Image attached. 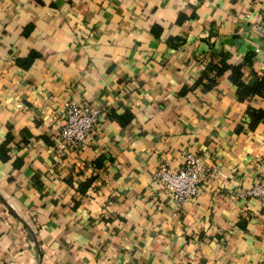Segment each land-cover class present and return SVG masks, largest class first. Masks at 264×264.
Returning <instances> with one entry per match:
<instances>
[{
  "label": "crops",
  "instance_id": "1",
  "mask_svg": "<svg viewBox=\"0 0 264 264\" xmlns=\"http://www.w3.org/2000/svg\"><path fill=\"white\" fill-rule=\"evenodd\" d=\"M263 19L264 0H0V264H264V98L210 68L263 75ZM68 100L106 111L60 152ZM185 151L206 170L179 208L153 176Z\"/></svg>",
  "mask_w": 264,
  "mask_h": 264
},
{
  "label": "built area",
  "instance_id": "2",
  "mask_svg": "<svg viewBox=\"0 0 264 264\" xmlns=\"http://www.w3.org/2000/svg\"><path fill=\"white\" fill-rule=\"evenodd\" d=\"M253 29L264 37V19L254 23ZM105 111L104 106L96 103L66 101L63 123L55 143L56 149L60 152L80 149L93 137V130ZM205 170L201 155L185 151L184 163L179 169L174 170L166 162H162L153 179L171 192L176 206L181 208L199 194ZM248 194L264 203V180L252 186Z\"/></svg>",
  "mask_w": 264,
  "mask_h": 264
},
{
  "label": "trees",
  "instance_id": "3",
  "mask_svg": "<svg viewBox=\"0 0 264 264\" xmlns=\"http://www.w3.org/2000/svg\"><path fill=\"white\" fill-rule=\"evenodd\" d=\"M227 58L228 56L226 54L223 55L220 62L216 64H211L210 68L214 70L217 75L224 74L227 70L231 69L232 70V73L230 75L231 80L235 85H237V90L242 100H251L255 96H260L264 98V74L259 75L255 73L254 74L255 76L252 80L245 81L242 78L243 76L242 65L241 64L239 65L229 64ZM214 83H216V79L214 77H210L208 85L211 86ZM246 113L252 118H256V119L264 118V110L255 109L251 106L247 108ZM2 151H3V148L2 146H0L1 156H3Z\"/></svg>",
  "mask_w": 264,
  "mask_h": 264
}]
</instances>
